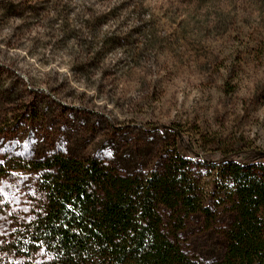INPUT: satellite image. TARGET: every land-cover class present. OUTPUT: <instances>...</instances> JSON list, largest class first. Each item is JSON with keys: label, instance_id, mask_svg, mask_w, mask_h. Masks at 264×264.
Masks as SVG:
<instances>
[{"label": "rangeland", "instance_id": "1", "mask_svg": "<svg viewBox=\"0 0 264 264\" xmlns=\"http://www.w3.org/2000/svg\"><path fill=\"white\" fill-rule=\"evenodd\" d=\"M170 127L208 200L221 171L194 162L264 154V0H0V245L38 205L34 162L110 151L146 175L177 153ZM221 235L198 219L182 243L206 260Z\"/></svg>", "mask_w": 264, "mask_h": 264}, {"label": "trees", "instance_id": "2", "mask_svg": "<svg viewBox=\"0 0 264 264\" xmlns=\"http://www.w3.org/2000/svg\"><path fill=\"white\" fill-rule=\"evenodd\" d=\"M149 125L147 133L164 129ZM149 174H123L97 157L54 155L34 162L40 200L29 221L0 245L21 264H264V154L223 152L222 187L208 200L181 144ZM198 164V165H200ZM218 203V205L215 204ZM227 224L219 227V213ZM200 219L222 236L202 260L183 246L187 223ZM11 264H17L13 262Z\"/></svg>", "mask_w": 264, "mask_h": 264}, {"label": "snow or ice", "instance_id": "3", "mask_svg": "<svg viewBox=\"0 0 264 264\" xmlns=\"http://www.w3.org/2000/svg\"><path fill=\"white\" fill-rule=\"evenodd\" d=\"M25 148L28 147V144H25L24 145ZM58 150H60L62 148V145H57L56 146ZM99 158H102V159H111L112 158V153L110 151H106V152H101L99 154Z\"/></svg>", "mask_w": 264, "mask_h": 264}]
</instances>
